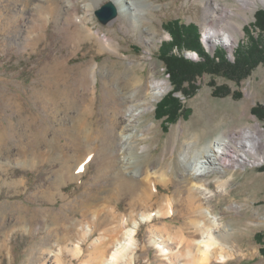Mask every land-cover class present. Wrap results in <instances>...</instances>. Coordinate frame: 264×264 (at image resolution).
Segmentation results:
<instances>
[{
	"label": "rangeland",
	"instance_id": "obj_1",
	"mask_svg": "<svg viewBox=\"0 0 264 264\" xmlns=\"http://www.w3.org/2000/svg\"><path fill=\"white\" fill-rule=\"evenodd\" d=\"M108 1L112 0H101L97 3L92 11L90 26L101 35L113 37L120 53L111 49L99 51L93 42L75 45L65 36L66 32L59 28L60 22H64L63 18H59V21L52 18L45 28L46 36L39 44L34 43L25 47L21 45V39L25 38L26 32H29L28 35L32 33L37 35L39 31L40 26H29L36 17L35 9L44 1L30 0L26 8V2L0 0V130L9 138L4 148L0 149V162H5L4 167L0 164V238L4 237L6 231L9 239L8 249L0 253V264H40L41 251L46 249L47 245L58 250L60 247L57 246L55 233L46 228L47 226H41L44 221L48 222V227L57 225L51 218L53 214L76 218L80 229L88 228L92 224L88 219H91L95 212L90 218L85 219L75 207L63 205L67 200L62 193L57 195L55 200L51 199L52 201L44 198L42 186L50 183L54 171L61 165L60 159L64 153H74L72 147L63 145L71 140L65 133L63 134L61 126L72 125L71 130L76 131L77 123L74 116L78 115L79 105L88 94L82 88L83 76L94 63L98 64L95 100L97 113L90 125L94 124L96 134L100 135L102 140H106L105 144H110L108 141L111 139L116 140L118 128L106 131L113 104L110 98V85L122 86L123 81L118 75H121L130 61L139 63V66L133 64L130 73L142 77L145 83L149 80L151 69L156 65L158 78L168 79L171 88L149 111L142 113L139 122L136 123L139 127L137 131H143L138 139L143 149L136 164L142 180L148 175L151 177L149 182L151 205L148 208L141 205L134 208L130 198L124 196L112 202L103 201L98 207L99 220L108 214L113 216L112 213L116 211L117 216L110 226L119 224L120 217L123 221L125 216L127 223L131 222L129 227L124 226L126 235L118 237L122 238L123 244L115 246L113 244L107 258L110 255L112 257L111 253L121 251L122 257L113 256L111 264H129L132 259L134 264H184V256L180 255L191 242L192 234L196 230L195 226L188 227L185 223L190 224L196 217L195 220H201L199 208H204L220 224L215 231L216 246L221 247L229 243L235 252L228 260L221 263L214 260L213 264H264V161L261 164L247 162L242 166H229L226 172L217 171L210 174L211 181L191 182L185 181L181 162L182 143L188 138L196 136L199 144H205L230 129L256 123L264 127V120H260L253 113V108L257 104L264 105V63H258L247 77L239 81L221 73L202 72L197 75L192 87L189 88V95L181 92L174 94L178 97L181 108L173 119L169 115H164L167 106L158 109V104L173 93L174 89L167 68L159 58L160 47L164 41L171 39L167 24L175 19L186 25H195L204 43L202 19L206 0H148L150 6L145 10L151 19L149 23L151 31H155L151 35L148 34L153 38L148 46L141 41L138 34L126 30L118 16L107 24L99 20L95 11ZM219 1L235 11L230 17L241 26V31H236L238 40L233 49L222 44L211 47L206 42L204 46L212 55H219L218 50L225 49L223 56L235 62L239 44L251 43L246 30L249 29L257 39L261 37L264 40V33L254 26L256 13L263 9L264 5L259 3L254 10H248L241 8L237 0ZM77 4L80 14H84L82 10L85 0H80ZM19 11L23 13L19 14ZM32 37L29 39L33 40ZM183 53L191 59H199V54L189 48L183 49ZM220 56L217 60L221 58ZM104 64L106 70L102 74L101 66ZM147 87L148 83L141 88L142 92L138 97L143 96ZM236 93L239 94L238 97L235 96ZM45 98H51L48 107L44 106ZM107 99H110L109 103ZM167 101H171V97L167 98ZM21 119L25 121L20 122ZM38 125L46 129L53 147L42 146L48 150L47 160L45 164L35 166L29 161L32 153L30 146L26 150H21L22 142L19 140L27 143L38 132V127L40 128ZM62 146L66 148L62 149ZM80 148L81 154L87 150L85 144ZM24 154L30 157L26 158L27 155ZM82 169H84L82 179L68 181L63 185L62 192L70 199L75 198V201L83 199L93 192L98 184H103L106 188L114 184L112 178L98 182L99 165L93 162V159ZM161 177L163 179H160ZM13 178L21 179V184L19 185L18 181L14 185L9 184L8 181H12ZM86 180L83 185V181ZM191 185L195 186L197 196L201 199L196 200V216L189 222L191 218L187 211L190 212V208L188 206L187 209L186 199L187 188ZM157 194H161L162 198L158 199ZM144 198H141V204L144 203ZM176 198L177 205L173 211L159 216L158 211L162 210L163 206L161 201L166 204ZM18 207L25 209L26 217L22 221L25 224L20 225L21 221L12 216L14 208ZM165 211L167 212V209ZM150 213L155 215L152 220L143 221L139 227H134L135 220L138 221L142 216L146 218ZM49 214L51 215L48 216ZM95 224L94 226H99L98 223ZM3 226L5 227L2 228ZM163 226L170 228L171 232L163 230ZM182 227L183 232L179 230ZM99 229V233L87 240L81 257L71 255L68 248L75 244L72 240L69 241L70 244L62 255V264H97L90 259L89 253L93 250L94 240L98 236H104L105 226ZM133 230L136 232L132 234ZM179 232L182 237L177 235ZM196 234L194 235L197 239L201 234L200 232ZM45 264H59L56 255L48 254Z\"/></svg>",
	"mask_w": 264,
	"mask_h": 264
},
{
	"label": "bare ground",
	"instance_id": "obj_2",
	"mask_svg": "<svg viewBox=\"0 0 264 264\" xmlns=\"http://www.w3.org/2000/svg\"><path fill=\"white\" fill-rule=\"evenodd\" d=\"M19 1L21 3L26 2V8L29 6L30 0ZM43 1L44 2L39 4L37 9H35L37 11L36 17L33 18L32 25L29 26H40L38 33L37 35L34 33L28 35L29 32L27 31L25 38L23 37L21 39V45L23 44V46L27 47L34 43L39 44V42L46 36L45 28L47 27L48 22L52 18H55L58 21L59 18H63L64 22H60V24L58 23L59 28L60 30H63V32H66L65 36L70 38L75 45L79 46L82 43L93 42V44L95 43L97 45L99 51H107L111 49L120 53L118 44L115 42L113 37H110L106 34L101 35L98 30H94L93 27L90 26L93 16L92 11L95 9L97 3H99L101 0H85L82 10L84 14H80L79 11V6L77 3L80 0ZM112 1L118 9V14L120 11V14L117 16L118 19L121 20L122 26L128 31H133L135 34H138L139 38L143 43H145V45H150L152 42V37L148 34L150 33L151 35L155 31H151L149 26L151 19L147 16L145 10L150 6L149 1ZM237 1L239 2L241 8L248 10H254L259 6V3L264 5V0ZM23 12L19 11V14ZM232 13H235V11L219 0H206L205 14L202 19L203 30L205 33V36H203L205 37L204 43L206 42V44L211 47L222 44L224 46L226 45L230 49L234 48L238 40L236 31H241V26L232 20L230 17V14ZM31 36H33V40L29 39ZM132 62L133 61H130L126 69L121 72V75H118L123 81L122 86H118L117 84L110 85V98L112 99L113 104L111 106L112 114L109 116V127H107L106 131L110 130L111 128H118L116 140L112 141L113 139H111V141H108L110 144H105L106 140H102L100 138L101 136L96 134L94 130V124H92V126L90 125L91 121L94 119L93 117L97 113L95 100L97 94L96 79L98 64L94 63L93 65H90L91 67H88L89 69L87 74L85 73V76H83L82 88L88 94L87 96L84 95L85 99L79 105L78 115L74 116V121L77 123L76 131L73 132L71 130V124V126L65 127L66 122L64 123L65 126H61L64 130L63 134L65 133V135L71 140L70 142H66L63 145L72 147L74 149V153L65 151L66 153H64L63 157L60 159L61 165L54 171L53 178H51L50 183L48 185L42 186V196L52 201L57 198V195L62 193V195L67 200L63 205L66 207H75L77 211L82 213L83 218L87 219L90 218V215L94 214V212L95 214L92 215L91 219H88L92 224H90L88 228L83 227L80 229L78 227L79 221H77L76 218H72L70 215L63 216L62 214H60L62 216H57V214L52 213L53 215L51 218L56 222L57 225L48 227V222L45 223L44 221V224H41V226H47L46 228L52 230L51 232L55 233L58 241L57 246L60 248L55 250L51 248V245H47L46 249L41 251L40 264H45L48 254L51 256L56 255L58 263L62 264V255L64 253V249L68 248V245L70 244H68V242L71 240L75 245L71 248H68V250L73 257H81L84 252L83 247L87 244V240L95 236L97 232L99 233V228L103 225L105 226L104 236H98L94 240L95 242L92 247L93 250L90 251L89 256L90 259L94 260V262L97 264H111L112 257H122V252L118 251L116 252L117 254L115 252H110L112 257H110V255L107 258L109 255V249L113 244L114 246L123 244V240H121L122 238L119 239L118 237L126 235V231L123 230L124 226L129 227L131 222L127 223V216H125L123 217V221L120 217L119 224L110 226L117 216L116 211L112 213L113 216H109L108 214V216H105L104 219L99 220L100 210L98 211V207H100V204L103 203V201L112 202L114 199L120 200L124 196H128V198L131 200V205L134 208L138 207L139 205L148 208L151 205L149 204L150 201H152L150 197L151 188L149 185L151 177L148 175L147 177H142L144 179L142 180L138 174L140 170L136 164L137 159L140 156V152L143 149V147H141L138 143L139 136L143 134V131H137L139 127L136 123L139 122V116H141L142 113L149 111L154 106L155 102H157L170 90L171 85L168 79L158 78L156 65H154L150 71L149 80L147 82V91L144 92L142 97H138V94L142 92L141 88H143L147 83H145L142 77H138L130 73L134 65L139 66V63ZM105 70L106 64L101 66L102 74ZM112 74L114 75V73ZM115 78L118 79L116 76ZM49 99L51 100V98ZM49 99H44L45 107H48V104L50 103ZM109 100L110 99H107V103H109ZM71 105L69 104V106ZM23 121L25 120H20V122ZM38 126H40V128L38 127V132H36V135L29 139L27 143L19 140L22 142L21 146L19 145L21 150H26L27 147L30 146L32 151L30 154L31 158H29L30 156L27 154H24V156L27 155L26 158H29V161H31L35 166L43 165L47 160L46 156L48 154V150L44 149L42 146L45 145L48 146V148L53 147L52 140L47 137V132L45 131L46 129L44 130L41 128V125ZM7 139H9L8 136L4 135L0 130L1 150L4 148L3 146L6 145ZM100 140L102 143H99ZM83 143L85 144L87 150L81 154L80 147L84 145ZM65 148L62 146V149ZM181 156L182 170L185 181L187 182H191L192 180L211 181V178L209 177L210 174L217 171L220 173L226 172L229 166H242L247 162L261 164L262 161H264V127L260 123H256L243 128L230 129L228 131H224L222 134L215 137L214 139L209 140L205 144H199L196 136L188 138L182 143ZM92 159L93 162L95 161L99 165L97 175L98 182L103 179L112 178L114 184H112V186L109 188L104 187L103 184H98L93 192L87 194L81 200L78 199L75 201V198L70 199L66 197V194L62 192L63 185L68 183V181L82 179L84 174V169H82V167L84 168L85 164ZM4 163L5 162H0L2 167H4ZM162 176L164 177V174H162ZM163 177L160 179H163ZM145 179H147L146 183ZM17 181L20 185L21 179L19 178H13V180L8 181V183H12L14 185ZM86 182L87 180L83 181V185H85ZM187 191L188 195L186 199V206L187 209L188 206L190 208L191 213L187 211L189 218H191L189 220L190 222L192 217L196 216V200L201 199V197L197 196L198 191L195 189L194 185L188 187ZM143 197H145L144 203L141 204V198ZM157 198L161 199L162 195L157 194ZM177 200V198L174 199L175 202H171L170 200L167 202L168 204H164L163 201H161L163 206L161 208L162 210L158 211V215H166V213L172 212L173 208H175V205H177ZM77 202H79V204H76ZM21 207L14 208L15 212L12 213V216H14L16 219L18 218L21 221L20 225L25 224L22 221L26 217V214H24L25 209ZM165 209H167V212ZM199 209H201L199 215L202 216L203 219L201 218V220H195L197 218L196 217L190 224L185 223V225H188V227L195 226L196 230L192 234L191 242L185 246V250L180 255L182 257L184 256V264H213L212 261L214 260L218 263L228 260V258L232 256V253H235L233 251L234 248L229 245V243L221 247L216 246L215 242L217 239L215 231L220 227V224L216 218L214 219L212 216H210L206 209ZM50 215L51 214L48 216ZM153 216L155 215L150 213L146 218H143L142 216L140 219H138V221L135 220L134 227H139L143 221L152 220ZM122 222L123 225H121ZM95 223H98L99 226H94L96 225ZM4 227L5 226L2 228ZM162 228L163 230L171 232L170 228L164 226ZM32 229L33 228H31V230ZM179 230H182L183 232V227L179 228ZM133 232H136V230H133L132 234ZM197 232H200L201 235L196 239ZM120 233L122 234L120 235ZM6 234L7 232L5 231V234L3 235L4 237L0 238V253L9 247V239H7ZM194 234H196V236ZM177 235L182 237L180 236V232L177 233ZM117 239L119 240L117 241ZM61 242H64L65 245ZM218 244H220V242ZM236 246L238 247V244ZM226 248H228L227 251H225ZM129 264H134V260L132 259L129 261Z\"/></svg>",
	"mask_w": 264,
	"mask_h": 264
},
{
	"label": "trees",
	"instance_id": "obj_3",
	"mask_svg": "<svg viewBox=\"0 0 264 264\" xmlns=\"http://www.w3.org/2000/svg\"><path fill=\"white\" fill-rule=\"evenodd\" d=\"M171 34V39L164 41L160 47L159 58L164 62L167 72L174 86L171 101L165 97L159 104L158 109L167 106L164 115H169L173 119L175 114L180 111L181 105L176 92L189 95V88L192 87L195 77L202 72L221 73L232 79L241 80L250 74L251 70L260 62L264 63V40L257 39L248 29L247 34L251 43H240L236 49V60L231 62L223 55L225 49H219L221 55H212L205 44L200 39L198 28L193 24H185L179 19L170 20L167 24ZM254 26L258 27L264 33V8L256 13V22ZM191 49L199 54V59L194 60L186 57L183 49ZM236 97L239 94H235ZM253 113L260 120H264V105L257 104L253 108Z\"/></svg>",
	"mask_w": 264,
	"mask_h": 264
},
{
	"label": "water",
	"instance_id": "obj_4",
	"mask_svg": "<svg viewBox=\"0 0 264 264\" xmlns=\"http://www.w3.org/2000/svg\"><path fill=\"white\" fill-rule=\"evenodd\" d=\"M95 13L103 24H107L117 17L118 9L113 1H108L100 8H98Z\"/></svg>",
	"mask_w": 264,
	"mask_h": 264
}]
</instances>
